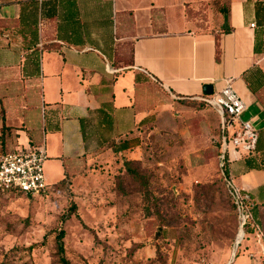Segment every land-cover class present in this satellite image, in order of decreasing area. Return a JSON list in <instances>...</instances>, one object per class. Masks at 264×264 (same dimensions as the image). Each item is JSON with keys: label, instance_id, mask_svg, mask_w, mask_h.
<instances>
[{"label": "crops", "instance_id": "1", "mask_svg": "<svg viewBox=\"0 0 264 264\" xmlns=\"http://www.w3.org/2000/svg\"><path fill=\"white\" fill-rule=\"evenodd\" d=\"M138 79L180 98L230 85L259 132L256 153L230 175L264 205V0H0V139L11 127L31 146L23 129L36 138L41 123L40 147L47 154L49 133L52 156L73 162L87 151L81 120L103 104L113 106L111 133L147 120Z\"/></svg>", "mask_w": 264, "mask_h": 264}, {"label": "rangeland", "instance_id": "2", "mask_svg": "<svg viewBox=\"0 0 264 264\" xmlns=\"http://www.w3.org/2000/svg\"><path fill=\"white\" fill-rule=\"evenodd\" d=\"M136 93L147 120L119 134L100 131L91 116L86 154L73 162L52 156L46 134L48 193H0V264H60L59 231L70 264H264V205L262 233L236 245L239 221L220 171L216 111L205 97L180 98L155 83H140ZM20 138L11 136L9 150L26 146ZM125 141L132 147L114 152ZM127 162L141 184L126 174Z\"/></svg>", "mask_w": 264, "mask_h": 264}, {"label": "built area", "instance_id": "3", "mask_svg": "<svg viewBox=\"0 0 264 264\" xmlns=\"http://www.w3.org/2000/svg\"><path fill=\"white\" fill-rule=\"evenodd\" d=\"M254 24L250 27L254 28ZM204 102L218 114L221 127V154L219 166L222 171L226 163H232L255 153L259 140V132L242 116L246 110L244 102L228 85L220 92L206 97ZM44 118L45 108H41ZM47 161L45 146L38 148L23 147L20 152L0 156V191L17 195L38 197L47 191L44 176V164ZM226 190L236 207L239 221L241 242L247 235L245 227L250 219L244 205V195L231 179H225ZM238 235V238H239ZM237 238V239H238Z\"/></svg>", "mask_w": 264, "mask_h": 264}, {"label": "trees", "instance_id": "4", "mask_svg": "<svg viewBox=\"0 0 264 264\" xmlns=\"http://www.w3.org/2000/svg\"><path fill=\"white\" fill-rule=\"evenodd\" d=\"M217 58L219 59V51H217ZM123 61L127 65H130L132 63L130 59H128V60L125 59ZM136 82H137V84H140V83L148 84V83H146V81H144V82L139 81V79ZM112 110H113L112 104L107 103V104H103L100 107V109L91 113L97 117V125H104L106 127V129H104L103 132L111 133V129H112V126L114 123L113 122L114 121L113 116H112ZM88 122H89V119H82L81 120L82 134H83L84 140L88 139V131H87L88 130L87 129ZM39 129H40L39 134H38L36 129L33 132L35 134L36 138H34L32 136L31 131H28V130L26 131V133L28 134L29 139H30V145L33 148H38L41 145V138H42V132H43L42 127H41V123H40ZM15 132H16L15 129H13L11 127H6V126L3 127L2 136L0 139V156L15 152V150H9V143H10L9 140H10L11 136H14V137L18 136L15 134ZM218 142H219V155H220L221 154V127H220V124H219V140H218ZM131 147L132 146H131L129 141L121 142L120 144L117 143V144H114V152H116V153L124 152V151L129 150ZM256 151H257V149H256ZM256 151H255V153H256ZM255 153H253L250 156L243 157L242 159H247V158L253 156ZM242 159H240V160H242ZM230 164L231 163H229V164L226 163L223 170L222 171L220 170L223 177H224V182H225L226 178L232 180L231 175H230V171H229ZM131 165H132V163H129V162L126 163V166H127L126 174L128 175L129 173L133 172L132 180L137 184H141L140 175L137 174L135 171L131 170V167H130ZM130 178L131 177H128V179H130ZM66 180H67V177H65L64 179H62L58 183H55V185H53V186L56 188H60L64 185ZM49 189H50V186L47 189V191L45 193H43L41 196H45L48 193ZM0 193H7V192H1L0 191ZM8 193L11 195H17V194L12 193V192H8ZM243 195H244V205H245L248 213L250 214V219L247 223V226L245 227V229L247 231V235L243 240V242H244L245 239H249V237H248L249 234H253V233L257 234L260 232L262 233V230H261L262 224L260 222L261 213H260L259 209L263 205L254 204L248 196H246L244 193H243ZM20 196H23V195H20ZM228 196H229V194H228ZM25 197H28V196H25ZM28 198H32V197H28ZM151 198L152 197L150 196L149 192H146L145 193V199L148 203L151 201ZM229 198H230V196H229ZM230 200H231V198H230ZM231 202H232V200H231ZM154 207H157V205H154ZM232 208L234 209L235 213L237 214V210H236V207L233 204V202H232ZM63 238H64V232L59 231L57 236H56L57 253L60 257L59 262H60V264H70L69 260L66 257V249H65V245L63 243ZM28 250H30V249H28Z\"/></svg>", "mask_w": 264, "mask_h": 264}, {"label": "water", "instance_id": "5", "mask_svg": "<svg viewBox=\"0 0 264 264\" xmlns=\"http://www.w3.org/2000/svg\"><path fill=\"white\" fill-rule=\"evenodd\" d=\"M203 95H204L205 97L212 96V95H213V87L210 86V85H206V86H204V87H203ZM240 242H241V238H240V240H239V238H238L237 241H236V245L238 246V245L240 244ZM234 257H235V256H234Z\"/></svg>", "mask_w": 264, "mask_h": 264}]
</instances>
